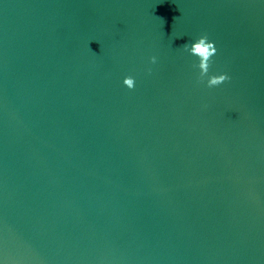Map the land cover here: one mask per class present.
<instances>
[{"label": "water", "instance_id": "1", "mask_svg": "<svg viewBox=\"0 0 264 264\" xmlns=\"http://www.w3.org/2000/svg\"><path fill=\"white\" fill-rule=\"evenodd\" d=\"M0 264H264V0H0Z\"/></svg>", "mask_w": 264, "mask_h": 264}, {"label": "clouds", "instance_id": "2", "mask_svg": "<svg viewBox=\"0 0 264 264\" xmlns=\"http://www.w3.org/2000/svg\"><path fill=\"white\" fill-rule=\"evenodd\" d=\"M183 48L185 52H188L190 55L195 56L199 59V64L197 65V67L200 73V82H203V78L208 75L209 68L212 62V57L215 56L217 53L214 43L209 42L208 36L204 35L199 38L196 42L192 43L190 47L188 44H185ZM151 63H156L155 57H152ZM150 71L151 69H149V72ZM229 79L230 77L226 74H221L219 76H211L207 80V87H218ZM123 84L129 90H133L135 87V80L132 77H127L124 79Z\"/></svg>", "mask_w": 264, "mask_h": 264}]
</instances>
